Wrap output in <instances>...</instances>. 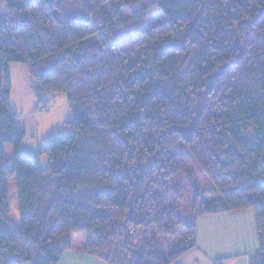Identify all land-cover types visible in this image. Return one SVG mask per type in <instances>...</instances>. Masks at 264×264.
Wrapping results in <instances>:
<instances>
[{
	"label": "trees",
	"instance_id": "obj_1",
	"mask_svg": "<svg viewBox=\"0 0 264 264\" xmlns=\"http://www.w3.org/2000/svg\"><path fill=\"white\" fill-rule=\"evenodd\" d=\"M1 1L0 264H57L77 234L89 235L79 250L104 264H174L196 239L181 189L169 186L182 177L197 218L252 211L258 250L249 264H264V4ZM152 12L160 21L143 29ZM11 63L25 67L41 111L63 95L71 113L69 134L33 160L19 154ZM10 178L18 227L8 220ZM199 179L216 199L202 201ZM177 230L185 244L164 254L158 238Z\"/></svg>",
	"mask_w": 264,
	"mask_h": 264
},
{
	"label": "rangeland",
	"instance_id": "obj_2",
	"mask_svg": "<svg viewBox=\"0 0 264 264\" xmlns=\"http://www.w3.org/2000/svg\"><path fill=\"white\" fill-rule=\"evenodd\" d=\"M215 1V0H209ZM243 5L258 6L264 4V0H237ZM7 11L4 3L0 0V15ZM121 21L122 28H126L130 24V13L126 9H122ZM160 21V16L155 13H148L143 21V29H147ZM121 32V29H119ZM95 41L94 38H92ZM6 74L11 83L9 93V105L12 113L16 116V125L24 131V138L19 148V154L27 159H35L36 152L43 144H45L51 137L67 136L70 132V127L67 123L71 120V113L68 107L65 96L56 95L47 105L46 111H41V107H37V102L32 93L33 82L29 78L25 67L22 64L11 63L6 67ZM28 93L27 98L24 97ZM23 94V95H22ZM35 107V113L32 109ZM6 163L11 166L14 163V152L11 146L4 148ZM46 158H40V165L45 167ZM200 182V190L206 194L202 198L203 202H209L217 198L216 194L210 193V184L202 179ZM177 185V186H176ZM170 187H178L181 189V216L185 224L190 225L197 220V213L192 208L194 199L193 185L190 181L182 178L174 179L169 183ZM8 191V220L14 226L18 227L19 214L16 200L15 181L10 178L7 181ZM196 223V222H195ZM89 238L87 234L72 235L70 243L72 250H79L85 240ZM185 233L183 230H177L173 237L158 238L160 250L164 254L171 253L185 244ZM97 264H103L98 261Z\"/></svg>",
	"mask_w": 264,
	"mask_h": 264
},
{
	"label": "crops",
	"instance_id": "obj_3",
	"mask_svg": "<svg viewBox=\"0 0 264 264\" xmlns=\"http://www.w3.org/2000/svg\"><path fill=\"white\" fill-rule=\"evenodd\" d=\"M27 95L25 93L24 97ZM32 112L35 113V107ZM195 222V248L174 264H249L250 257L258 250L251 210L203 216ZM98 261L71 248L61 255L57 264H97Z\"/></svg>",
	"mask_w": 264,
	"mask_h": 264
},
{
	"label": "water",
	"instance_id": "obj_4",
	"mask_svg": "<svg viewBox=\"0 0 264 264\" xmlns=\"http://www.w3.org/2000/svg\"><path fill=\"white\" fill-rule=\"evenodd\" d=\"M236 46L238 47L239 46V40L237 39L236 40ZM134 187V186H133ZM136 256H137V258H138V254L136 253Z\"/></svg>",
	"mask_w": 264,
	"mask_h": 264
}]
</instances>
